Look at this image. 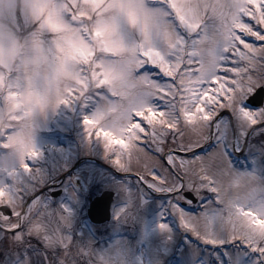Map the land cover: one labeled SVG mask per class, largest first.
Instances as JSON below:
<instances>
[{"label": "snow or ice", "instance_id": "6c2138e0", "mask_svg": "<svg viewBox=\"0 0 264 264\" xmlns=\"http://www.w3.org/2000/svg\"><path fill=\"white\" fill-rule=\"evenodd\" d=\"M163 4L34 0L33 12L42 29L57 34L58 70L69 66L75 70V83L64 89L66 94H60L57 103L86 98L92 89L107 85L118 100L106 111L84 116L89 136L102 137L118 165L139 168L135 175L141 184L167 191L170 206L177 211L190 203L186 189L206 187L218 202L227 198L244 245L258 254V264H264V209L245 206L248 192L239 176L194 154L190 157L181 133L182 123L195 130L214 109L225 106L239 107L252 124L264 123L256 119L257 111L264 117V0H163ZM124 22L139 31L140 38L131 44L121 36ZM19 88L0 71V96L10 112V123L0 126V142L15 146L22 156H35L25 126L11 121L20 119L14 110L36 99L37 93ZM153 153L163 156L167 167ZM7 195L0 186V214L19 219L25 210L6 201ZM33 227L38 230L42 223L36 220ZM67 250L71 254V243Z\"/></svg>", "mask_w": 264, "mask_h": 264}, {"label": "rangeland", "instance_id": "374dc122", "mask_svg": "<svg viewBox=\"0 0 264 264\" xmlns=\"http://www.w3.org/2000/svg\"><path fill=\"white\" fill-rule=\"evenodd\" d=\"M145 2L149 7H164L163 0ZM33 7L34 0H0V18L13 25L0 26V71L6 72L13 82L20 85L17 91L37 93L36 99L14 110L20 119L11 121L25 126L30 145L37 155L22 156L15 146L0 142V186L8 192L6 201L11 199L19 208L37 183L44 185L48 178L60 174L77 157L102 161L131 176H136L135 172L139 170L115 163L113 152L105 148L104 139L89 136L86 130L85 115L106 111L110 103L118 100L107 85L99 90L92 89L86 98L57 103L59 95L66 94L64 89L68 86H65L54 104L43 102L39 81H54L58 74L70 73L67 69L58 70L60 59L54 42L57 34L42 29ZM121 36L128 44L140 38L139 31L126 22L122 23ZM45 53L52 57L54 66L44 74L29 75V59L39 60ZM5 103L0 96V112L4 113L0 114V126L10 123V112ZM33 106H38L39 111L34 112ZM229 108L235 112L233 144L239 150L252 123L244 118L239 107ZM211 118L202 121L195 130L182 123L184 145L188 149L203 145L213 133V147L196 154L197 159L218 165L232 176H239L248 192L245 206L264 209V143L258 141L261 139L259 134H264V127L252 134L240 165H236L239 160L230 151L232 135L228 120L221 118L212 128ZM256 119L264 120L259 111ZM152 155L160 165L167 167L163 156ZM44 160L51 164L49 169L41 164ZM23 163H27L29 168L25 169ZM212 170L210 168L209 172ZM92 184L115 192L111 221L97 228L85 219L78 220L85 212L86 194ZM61 189L62 193L57 198L45 194L33 199L22 216L25 220L24 224L21 223L22 228L10 234L0 232V264H68L69 261L70 264H258V254L244 245L243 237L234 227L227 198L218 202L206 187L190 190L195 196L199 194L197 198L202 205H196L193 210L183 208L181 212L170 206L168 194L152 199L144 188L132 187L128 181L118 180L101 168L82 163L63 180ZM233 191L235 189L229 190L230 193ZM17 220L0 214V223L4 225L7 222V228H16ZM36 220L42 223L38 230L33 227ZM99 232L103 234L101 237ZM25 234L35 238L43 249L28 243L19 249H9ZM69 243L72 245L71 254L67 250Z\"/></svg>", "mask_w": 264, "mask_h": 264}, {"label": "clouds", "instance_id": "9594fccd", "mask_svg": "<svg viewBox=\"0 0 264 264\" xmlns=\"http://www.w3.org/2000/svg\"><path fill=\"white\" fill-rule=\"evenodd\" d=\"M7 25L8 27H13L10 21L4 18H0V26ZM38 27V25H37ZM9 57L6 56V59ZM29 75L36 76L38 74H44L49 71L54 66V60L48 54H43L40 56L39 60L29 59ZM69 75L58 74L56 80L48 81L41 80L39 81V88L43 102L46 105L54 104L57 96L63 91L65 86H69L74 83L73 75L74 69L70 66L67 68ZM21 77L24 73L21 72ZM34 112L39 111L38 106H33ZM0 114H4L0 112Z\"/></svg>", "mask_w": 264, "mask_h": 264}, {"label": "water", "instance_id": "95a60500", "mask_svg": "<svg viewBox=\"0 0 264 264\" xmlns=\"http://www.w3.org/2000/svg\"><path fill=\"white\" fill-rule=\"evenodd\" d=\"M228 113L231 119V114L229 113L228 110H224L222 113ZM117 174H120L118 172H116ZM66 174L63 173L61 174L54 182L45 185L44 187L40 188L39 190H37L36 192H34L33 194H31L27 200L24 203V207L23 209L25 210L27 204L29 203V201L31 199H33L34 197H36L40 192H42L43 190L51 187V186H55L57 185L62 178L64 177V175ZM61 193L60 189L54 190L50 193V195L52 197H57L59 194ZM188 194V198L191 197V193H186ZM193 202H195V198H190ZM113 200V191L112 190H103L100 194L96 195L95 197H93L89 203L88 206L86 208V216L89 219V221L93 222V223H103L107 220H109L110 218V205L111 202Z\"/></svg>", "mask_w": 264, "mask_h": 264}, {"label": "trees", "instance_id": "16d2710c", "mask_svg": "<svg viewBox=\"0 0 264 264\" xmlns=\"http://www.w3.org/2000/svg\"><path fill=\"white\" fill-rule=\"evenodd\" d=\"M99 190H100V187L97 184V186H95L94 191H92V190L89 191V194H87L86 199L88 200L91 196L95 195ZM27 238L28 237H24L21 241H16L15 244L17 246H20V245H23V243H25L27 240H31V241L33 240L32 238H29V239H27ZM37 244H38V242L34 240L33 245H37Z\"/></svg>", "mask_w": 264, "mask_h": 264}, {"label": "flooded vegetation", "instance_id": "af4514ba", "mask_svg": "<svg viewBox=\"0 0 264 264\" xmlns=\"http://www.w3.org/2000/svg\"><path fill=\"white\" fill-rule=\"evenodd\" d=\"M220 110H218V112H219ZM51 166V164H47L46 165V167H50ZM94 166V165H93ZM140 184V186L142 187L143 186V184H141V183H139ZM48 193H49V191H47ZM45 193H46V191H45Z\"/></svg>", "mask_w": 264, "mask_h": 264}]
</instances>
